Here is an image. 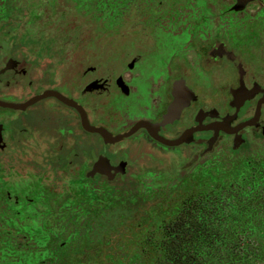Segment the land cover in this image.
<instances>
[{"label":"flooded vegetation","instance_id":"af4514ba","mask_svg":"<svg viewBox=\"0 0 264 264\" xmlns=\"http://www.w3.org/2000/svg\"><path fill=\"white\" fill-rule=\"evenodd\" d=\"M48 1L0 0V264L78 256L157 160L264 181V0Z\"/></svg>","mask_w":264,"mask_h":264},{"label":"trees","instance_id":"16d2710c","mask_svg":"<svg viewBox=\"0 0 264 264\" xmlns=\"http://www.w3.org/2000/svg\"><path fill=\"white\" fill-rule=\"evenodd\" d=\"M197 183V190L186 188L179 201L172 200V215L152 222L139 238L148 264H264L263 179H246L236 162L211 176L201 172ZM148 209L141 199L118 204L106 211L96 234L110 240L122 230L121 216L136 220Z\"/></svg>","mask_w":264,"mask_h":264},{"label":"rangeland","instance_id":"374dc122","mask_svg":"<svg viewBox=\"0 0 264 264\" xmlns=\"http://www.w3.org/2000/svg\"><path fill=\"white\" fill-rule=\"evenodd\" d=\"M14 2H16L18 13L21 10L28 11L32 17L23 27H17L15 31L23 35H25L23 32L41 33V21L51 13L48 9L51 8V3L48 0H14ZM42 33L40 37H43L45 32ZM155 162L161 169L138 176V186L134 192L131 194L121 193L112 200L109 197V201L112 202L110 205H121L124 202L134 204L141 199L150 203V209L132 221L121 216L119 220L122 223V230L114 238L98 241L88 239L83 243L81 247L83 249H80L78 256H69L71 258L62 264H148L147 246L142 244L139 238L148 234L152 222L158 219L161 221V219L172 215L176 209L172 200L179 201L186 188L197 190V180L200 178V172L196 166L182 169L176 164L167 165L158 160ZM106 209L104 206L99 211L100 222L106 215ZM99 221L96 222V225H99ZM2 256L3 254H0V258Z\"/></svg>","mask_w":264,"mask_h":264},{"label":"water","instance_id":"95a60500","mask_svg":"<svg viewBox=\"0 0 264 264\" xmlns=\"http://www.w3.org/2000/svg\"><path fill=\"white\" fill-rule=\"evenodd\" d=\"M248 0H239L238 2H239V6H242V5H244L246 2H247ZM179 105V104H178ZM179 110V107L177 108V106L176 107H174L173 109H171L170 111H169V117L170 116H172L176 111H178ZM169 117H165V121H170V118ZM168 118V120H166ZM165 123V122H164ZM134 131V128L130 131V132H128V133H126V135H130L132 132ZM123 137V136H122ZM121 136L120 137H117L116 139H119V138H122ZM161 141H162V143L163 144H165V145H176V144H181L182 143V138H177V139H175V140H165V139H163V138H161Z\"/></svg>","mask_w":264,"mask_h":264}]
</instances>
